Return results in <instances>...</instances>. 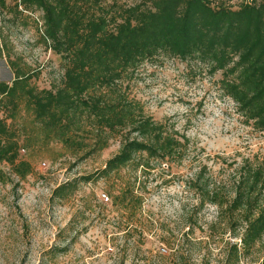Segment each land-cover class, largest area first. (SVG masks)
Listing matches in <instances>:
<instances>
[{"label": "trees", "instance_id": "16d2710c", "mask_svg": "<svg viewBox=\"0 0 264 264\" xmlns=\"http://www.w3.org/2000/svg\"><path fill=\"white\" fill-rule=\"evenodd\" d=\"M116 1L19 0L42 11L43 38L60 55L64 71L49 88L32 85L31 76L17 68L10 81L0 80L1 183L32 172L20 150L38 142L58 143L81 161L120 139L119 151L103 167L55 186L51 198L57 200L71 197L80 181L116 180L125 167L151 169L150 159L181 162L187 136L146 114L130 94L137 68L158 56L198 63L209 75L221 71L223 93L264 132V0H136L123 7ZM22 109L31 114L32 127L21 135L15 121ZM135 183L136 176H129L111 194L113 206L133 215L141 206ZM187 183L200 205H214L231 235H240L222 264L248 258L264 264V161L243 160L227 189L221 181L209 182L202 170ZM66 250L54 246L48 253ZM260 251V261L254 260Z\"/></svg>", "mask_w": 264, "mask_h": 264}, {"label": "rangeland", "instance_id": "374dc122", "mask_svg": "<svg viewBox=\"0 0 264 264\" xmlns=\"http://www.w3.org/2000/svg\"><path fill=\"white\" fill-rule=\"evenodd\" d=\"M135 1L117 0L116 7ZM42 30L40 9L0 0V80L10 81L17 68L38 88L60 82L64 63ZM221 77V71L209 75L198 63L158 56L144 61L130 82V94L146 114L187 136L179 163L150 159L151 169L125 167L116 180L80 181L71 197L57 200L51 198L55 186L103 167L119 151V137L81 161L55 142L21 149L32 172L0 182V264H222L229 243H239L240 235H231L214 205H200L187 182L202 170L209 182L221 181L227 189L243 160L264 161V132L223 93ZM31 117L22 109L16 118L21 135L30 131ZM129 176H136L134 192L141 197L134 215L111 204V194ZM54 246L67 250L48 253ZM262 251L254 260L260 261ZM246 263L249 258L240 264Z\"/></svg>", "mask_w": 264, "mask_h": 264}, {"label": "built area", "instance_id": "2783aa9c", "mask_svg": "<svg viewBox=\"0 0 264 264\" xmlns=\"http://www.w3.org/2000/svg\"><path fill=\"white\" fill-rule=\"evenodd\" d=\"M101 200L103 201V202H107L108 200H109V197L107 196V195H105V194H101Z\"/></svg>", "mask_w": 264, "mask_h": 264}]
</instances>
